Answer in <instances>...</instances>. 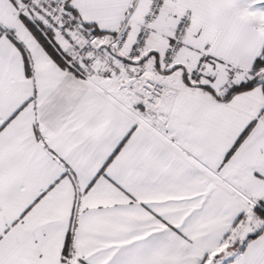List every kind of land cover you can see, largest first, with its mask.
<instances>
[{
    "label": "snow or ice",
    "instance_id": "1",
    "mask_svg": "<svg viewBox=\"0 0 264 264\" xmlns=\"http://www.w3.org/2000/svg\"><path fill=\"white\" fill-rule=\"evenodd\" d=\"M0 264H264V0H0Z\"/></svg>",
    "mask_w": 264,
    "mask_h": 264
}]
</instances>
